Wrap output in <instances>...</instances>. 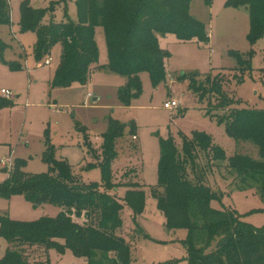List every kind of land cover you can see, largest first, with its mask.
Instances as JSON below:
<instances>
[{"label": "trees", "instance_id": "1", "mask_svg": "<svg viewBox=\"0 0 264 264\" xmlns=\"http://www.w3.org/2000/svg\"><path fill=\"white\" fill-rule=\"evenodd\" d=\"M62 0L50 2L44 9H34L27 0L19 6V32L35 34L32 53L36 61L50 54L51 49L61 47L58 64L49 86L67 88L71 84H86L93 71H107L125 78L118 89L119 102L128 107L131 100L142 91L139 75L148 73L152 87L165 82L168 51L159 46L158 37L172 34L179 42L209 44L205 25L190 15L191 0H74L77 20L66 18L55 22H43ZM212 0H204L209 7ZM226 7H244L248 11L250 46L264 36V0H226ZM10 24L7 0H0V25ZM96 27L103 30L107 63H98V48L94 37ZM6 44L0 39V62L5 63L3 53ZM254 52L242 56L229 51L235 59L237 72L234 79L241 82L245 73H251L250 60ZM10 70L21 66L9 63ZM209 75V74H208ZM198 73H189V89L203 100L220 91L219 74L204 85H197ZM185 78L182 74L178 80ZM210 98V97H209ZM216 110L228 111L221 117L206 115L218 124H224L225 133L236 141H248L257 147L259 160L235 154L226 157L224 150L216 146L209 135L194 131L190 137L180 136V147L172 137L159 139L157 164V187L151 190L156 206L164 217L168 230L184 229L182 240L186 264H264V225L254 227L242 220L240 214L229 208L215 209L211 201L220 196L207 186L199 174L193 179L187 176V167L197 168L198 151H202L211 166L213 162H227V169L236 174V188H255L264 199V109L241 108L227 97H215ZM239 103V101H237ZM13 102L0 97V109ZM135 136V124H121L109 120L101 134L102 143L98 153L88 145L86 131L83 135L87 154L95 159L101 172L100 183L84 184L72 173V167L63 159L55 158L48 132L42 160L47 171L28 174L25 161L14 160L6 179L0 183V198L23 196L33 207L45 204L58 206L61 210L54 217H41L31 222L14 221L0 216V238L7 246L0 264H50L31 262L25 252L26 246L54 249L59 253L69 250L74 257L84 258L85 264H132L130 248L116 231L122 227L121 211L126 205L131 220L136 221L145 205L143 186L138 182L115 184L112 181L111 164L117 157L115 142L124 130ZM88 145V146H87ZM122 185L126 188L120 201L107 192ZM144 238H149L145 233ZM170 264V263H167Z\"/></svg>", "mask_w": 264, "mask_h": 264}, {"label": "rangeland", "instance_id": "2", "mask_svg": "<svg viewBox=\"0 0 264 264\" xmlns=\"http://www.w3.org/2000/svg\"><path fill=\"white\" fill-rule=\"evenodd\" d=\"M7 1L10 24L0 25V39L7 46L3 53L5 63L0 62V90L12 92L10 101L13 105L0 109V160L11 159L12 166L3 169L0 165V183L6 179L16 159L25 161L24 171L28 174L47 171V165L42 160L46 130L56 159L65 160L80 182L100 183V169L95 159L87 154L83 135L76 130V126L80 131H86V144L96 154L102 143L101 134L105 132L109 120L124 125L133 122L136 139H132L126 127L123 136L115 142L117 157L111 164L112 181L115 184H141L145 205L135 222L131 220L130 209L124 205L122 227L116 234L129 245L132 264H186L182 246L186 230L165 228L164 217L151 195V190L158 183L159 139L172 137L176 146L180 147L181 135L190 137L194 131L203 132L224 150L226 157L241 154L260 159L254 144L230 138L225 133L224 124H218L206 115V111L219 117L228 113L212 108L216 103L215 97L219 99L220 96L229 98L241 108L264 109V36L252 47L248 43L246 8L226 7V0H212L209 7L205 6L204 0H191L190 15L205 25L209 44L179 42L172 34L159 36V46L169 53L166 80L154 88L148 73H141V94L125 107L118 100V89L126 80L107 71L94 73L84 85L74 83L67 88L51 89L49 81L57 66L61 47L55 45L49 55L36 61L32 53L35 34L21 33L18 27L19 6L24 0ZM27 1L34 9H44L50 2L58 0ZM64 14L68 20H77L74 0H62L43 22L50 19L60 22L64 20ZM94 37L99 52L98 63L104 65L107 63V52L101 27L95 28ZM229 51L244 57L254 52L250 60L251 73H245L239 83L234 79L238 73L232 71L236 62L228 55ZM47 59H50V65H43ZM9 63L18 64L21 69L10 70ZM194 72L200 75L194 78L197 85L207 88L210 85V82H205L207 76L213 79L219 74L221 86L218 95L214 92L209 95L210 98L198 99L188 87L190 80L187 75ZM182 74L185 78L178 80ZM171 100L178 102V108L164 109L163 104ZM226 165L224 161L213 162L210 166L205 154L198 151L197 168L192 172L187 167V176L193 179L194 174H199L207 186L218 193L219 201H211V207L233 209L243 221L262 227L264 199L253 187L245 190L236 188V174L230 172ZM125 191L126 188L119 185L107 193L121 201ZM60 210L50 204L33 207L20 195L0 198V216L5 215L14 221L54 218ZM144 233L149 238H144ZM5 246L6 241L0 238V258ZM25 252L31 262L48 259L50 264L86 263L84 258L74 257L69 250L59 253L54 249L45 251L42 247L26 246Z\"/></svg>", "mask_w": 264, "mask_h": 264}, {"label": "built area", "instance_id": "3", "mask_svg": "<svg viewBox=\"0 0 264 264\" xmlns=\"http://www.w3.org/2000/svg\"><path fill=\"white\" fill-rule=\"evenodd\" d=\"M45 65L50 64V59L45 60L44 62ZM172 81V80H170ZM0 96L3 97L4 99L7 100H11V98L13 97L12 92L5 90V89H1L0 90ZM90 96V95H88ZM163 108L166 110H173L178 108V102L176 100H171V101H167L163 104ZM132 139H136L135 136L132 137ZM0 165L1 167H3V169L9 168L10 166H12V160L8 159V160H0Z\"/></svg>", "mask_w": 264, "mask_h": 264}, {"label": "crops", "instance_id": "4", "mask_svg": "<svg viewBox=\"0 0 264 264\" xmlns=\"http://www.w3.org/2000/svg\"><path fill=\"white\" fill-rule=\"evenodd\" d=\"M58 64V63H57ZM43 65H45V64H43ZM48 65H50V64H48ZM39 66V65H38ZM96 72H99V71H93L92 72V74H91V76L94 74V73H96ZM54 73V72H53ZM53 76V75H52ZM52 79V78H51ZM51 79H50V81H51ZM49 81V82H50ZM94 100H96V99H94ZM52 110H53V108H52ZM136 137V136H135ZM6 246H7V243H6ZM6 246H5V248H4V251H5V249H6ZM4 253V252H3ZM2 257V256H1Z\"/></svg>", "mask_w": 264, "mask_h": 264}]
</instances>
